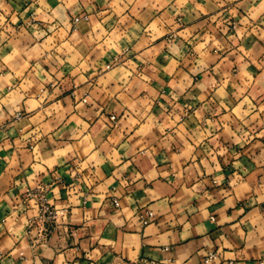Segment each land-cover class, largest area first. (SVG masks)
Wrapping results in <instances>:
<instances>
[{
	"label": "crops",
	"instance_id": "1",
	"mask_svg": "<svg viewBox=\"0 0 264 264\" xmlns=\"http://www.w3.org/2000/svg\"><path fill=\"white\" fill-rule=\"evenodd\" d=\"M209 250L264 260V0H0V264Z\"/></svg>",
	"mask_w": 264,
	"mask_h": 264
},
{
	"label": "built area",
	"instance_id": "2",
	"mask_svg": "<svg viewBox=\"0 0 264 264\" xmlns=\"http://www.w3.org/2000/svg\"><path fill=\"white\" fill-rule=\"evenodd\" d=\"M78 18L79 17H76L75 21H77ZM112 119H116V116L112 115ZM28 194L37 199L38 207H39L38 219L44 226V228L42 229V233H44L47 230L45 224H51L53 222H56L59 216L63 213V211L49 202V200L47 199L44 193V188L42 187L37 188L36 190H32ZM114 203L118 206L119 200L117 198H114ZM140 217L142 223L146 225L155 221L156 214L153 210H147V212L141 213ZM218 259H219L218 252L216 250H209L204 255V257L199 262V264H218ZM145 262H148L150 264H176L175 262H173V259L171 258H168L166 261H156L154 259L147 261L145 259ZM228 264H235V263L232 260H230ZM259 264H264V260H261Z\"/></svg>",
	"mask_w": 264,
	"mask_h": 264
}]
</instances>
